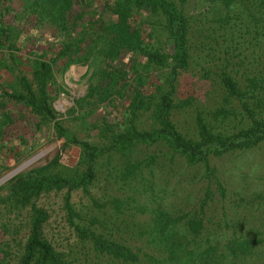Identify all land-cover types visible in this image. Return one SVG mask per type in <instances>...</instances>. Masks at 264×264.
<instances>
[{"label": "rangeland", "instance_id": "374dc122", "mask_svg": "<svg viewBox=\"0 0 264 264\" xmlns=\"http://www.w3.org/2000/svg\"><path fill=\"white\" fill-rule=\"evenodd\" d=\"M45 1L0 0L1 23L10 34V46L0 38V177L21 166L0 182V264L20 263L30 228L31 202L16 208L3 200L11 179L48 163L57 154L60 161L41 174L49 179L48 183L31 200L47 210L44 234L70 264L93 261V248L80 239L76 226L91 227L104 236L138 245L144 241V230L157 211L189 215L197 194L207 185L216 187L214 181L208 182L214 173L226 192L222 198L215 193L217 202L224 205L218 206L221 222L225 224L226 219L231 223L234 218L236 222L226 231L236 227L237 233L247 234L251 242L245 252L220 255L213 264H264V143L211 155L209 164L214 173L209 177L203 174V165H189L180 157L173 158L171 149L162 143H138L128 152L111 149L113 135L131 128L126 106L135 78L128 71L127 80H122L124 71L116 70L129 67L131 58L142 60L123 48L118 56L112 52L116 62L106 68V43L97 36L106 35L102 27L112 16L111 0H71L67 27L56 13L49 15ZM186 6L198 17L194 21L198 31L191 35L190 66L177 79L172 117L187 136L196 135L198 113L212 121L214 130H237L249 119L241 114L238 104L223 99L217 63L220 61L224 68L223 62L230 61L226 69L241 77L253 71L257 59L264 57V0L238 2L222 22L205 2L189 0ZM218 7L225 14L226 8ZM134 19L141 28L144 45H162V17L141 11L135 13ZM80 39L83 42L78 43ZM64 47L65 54L53 65L47 88L42 90L43 65ZM79 55L84 57L81 61L64 66L71 56ZM140 68L137 75H143L145 85L153 91L157 76L165 68L144 64ZM204 69L210 70L205 71L208 75H204ZM26 80L39 96L50 101L56 117L76 137L105 149L95 164V178L85 188L73 182L85 169L78 143L70 138L64 140L50 119L1 93L25 92ZM147 105L149 108L133 116V124L139 129L156 124L151 102ZM222 105L228 112L213 121L214 112ZM137 161L142 163V173L126 177V166ZM55 176L68 179L70 189L53 182ZM68 205L73 210L71 214ZM218 239L217 252L225 248L224 240Z\"/></svg>", "mask_w": 264, "mask_h": 264}, {"label": "trees", "instance_id": "16d2710c", "mask_svg": "<svg viewBox=\"0 0 264 264\" xmlns=\"http://www.w3.org/2000/svg\"><path fill=\"white\" fill-rule=\"evenodd\" d=\"M188 1L111 0L109 8L112 16L102 27L106 35L97 36L106 43L104 47L106 68L113 66L116 62L115 54L112 52L118 56L123 48L134 53L135 56L138 55L142 61L131 58L129 67L122 70L115 69L124 71L120 77L122 80H127L128 71H131L135 78H132L133 85L132 88L130 87L132 95L126 106L127 113L130 114L128 120L131 128L115 133L109 147L128 152L138 143L146 145L162 143L171 149L173 158L180 157L189 165H203L205 168L203 174L209 177L214 173V169L209 164L211 155L251 148L264 143V57L257 59L253 71L241 77L232 74L230 72L232 69H226L230 61L223 62L226 64L224 68L220 61L217 63L219 67L216 71H220L218 83L223 99L229 104L239 105L241 114L249 119L245 126L231 132L214 130L212 121L198 113L196 115V135L194 137L185 135L176 125L172 113L176 106L174 92L177 79L181 71L190 66L193 58L191 35L198 31V25H194L198 17L194 11L187 10ZM241 1L196 0L197 3L205 2L211 5L214 12L219 14V22L226 20L227 16H230V8L235 7ZM45 2L47 5L44 8L49 15L56 13L67 27L66 16L72 1L46 0ZM218 6L226 8L225 14L219 11ZM141 11L154 13L158 18L162 17L160 24L164 37L162 45L152 47L144 45L141 28L134 19L135 13ZM1 22L2 20L0 21L1 42L10 46L8 28ZM82 28L83 26L80 27ZM82 39L78 43L83 42ZM65 51V47L61 48L52 56L50 62L43 65L44 69L40 78L42 90L47 88V83L51 78L49 75L54 69L53 65L61 59ZM82 58L84 57L80 55L71 56L64 66L67 67L72 62L81 61ZM224 59L228 60V57ZM143 64L145 67L165 68V71L157 76L153 91L145 85L147 80L143 75H137V71H141L140 65ZM205 71L210 70L204 69V75H208ZM25 90V92L3 90L1 93L16 102H24L34 113L50 119L53 129L64 136V140L70 138L78 143L85 162V169L82 175L73 182L85 188L95 178V164L105 149L76 137L71 129L64 126L62 120L56 117L50 101L39 96L27 80ZM150 102L156 124L150 129H139L133 124V116L140 109L149 108L147 103ZM224 111L228 112V108L224 105L220 106L213 114V121L218 120L217 116L224 114ZM59 161L60 154H57L48 163L13 177L9 193L3 199L16 208L31 202L30 228L19 264H70L63 253L44 234V224L48 218L47 210L31 200L48 183L49 179L41 176L42 172ZM125 170V174H129L126 177L142 173V163L132 162L126 166ZM51 180L56 184L67 185L69 189L72 186L68 179L61 176H55ZM213 181L216 187L211 189L210 185H207L204 191L197 194L196 204L194 203L188 210L189 215H174L166 210L154 213L144 230V241L138 245L104 236L91 227L76 226L80 239L88 241L93 248L91 256L93 261L87 260L86 264H213L220 255L226 257L228 254L236 255L238 252H245L251 238L247 234H238L236 227L226 231L229 230L230 224L236 221L231 217V223H227L226 219H224L226 225L221 222L219 217L222 213L218 216L220 212L218 206L224 205L217 201L218 195L221 198L226 196L225 186L215 173L212 181L208 182L210 184ZM2 198L0 195V200ZM68 210L69 214L73 212L70 206ZM218 237L224 240L225 248L217 252L220 247L216 244Z\"/></svg>", "mask_w": 264, "mask_h": 264}, {"label": "water", "instance_id": "95a60500", "mask_svg": "<svg viewBox=\"0 0 264 264\" xmlns=\"http://www.w3.org/2000/svg\"><path fill=\"white\" fill-rule=\"evenodd\" d=\"M21 166L16 167L15 169H13L12 171L8 172L7 174L3 175L2 177H0V182H2L3 180H5L6 178H8L10 175H12L13 173H15Z\"/></svg>", "mask_w": 264, "mask_h": 264}]
</instances>
